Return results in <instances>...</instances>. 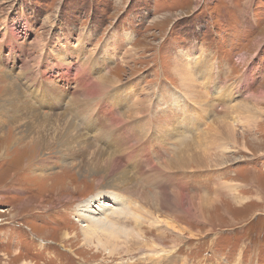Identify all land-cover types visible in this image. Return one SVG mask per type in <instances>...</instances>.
I'll return each instance as SVG.
<instances>
[{
	"label": "rangeland",
	"instance_id": "obj_1",
	"mask_svg": "<svg viewBox=\"0 0 264 264\" xmlns=\"http://www.w3.org/2000/svg\"><path fill=\"white\" fill-rule=\"evenodd\" d=\"M187 66L197 81L181 73ZM98 80L117 104L104 97L89 117L94 95L88 115L78 113L71 99ZM11 95L20 117L0 112V264H264V0H0V101ZM142 99L172 133L151 134L154 148L135 162L115 156L123 171L83 167L82 153L58 143L60 114L92 152L111 151V133L94 138L107 130L101 119ZM28 114L44 120L32 125ZM134 140L127 146L138 149ZM203 142L208 164L185 157ZM103 192L104 203L128 195L145 211L115 204L91 220L94 238L80 209L86 200L96 208ZM97 226L104 241L119 239L107 242L120 255L94 247Z\"/></svg>",
	"mask_w": 264,
	"mask_h": 264
},
{
	"label": "bare ground",
	"instance_id": "obj_2",
	"mask_svg": "<svg viewBox=\"0 0 264 264\" xmlns=\"http://www.w3.org/2000/svg\"><path fill=\"white\" fill-rule=\"evenodd\" d=\"M84 63L85 62H83L82 63V65L80 66L81 68H83L84 66ZM44 64V63H43ZM42 64V65H43ZM182 65V64H181ZM180 65V66H181ZM190 65V64H189ZM41 66V65H40ZM43 67V66H42ZM188 67V66H187ZM87 68V67H86ZM42 69H40V71H41ZM82 70V69H81ZM86 70V69H85ZM39 71V72H40ZM80 71V70H79ZM190 71H191V74H190ZM82 72V71H81ZM84 72V71H83ZM80 73V72H79ZM181 73L182 74H184L185 75V77H186V79H190V80H192V82H193V80H196L197 81V75H196V73H195V70H193L192 69V67H188L187 68V73L184 71V69H181ZM190 74V75H189ZM187 75H189V76H187ZM195 75H196V77H195ZM78 76H82V74L80 73ZM104 78V77H103ZM76 79V78H75ZM80 79V78H79ZM202 80V79H201ZM103 81V80H102ZM76 82H79V85H80V81H76ZM188 82V81H187ZM190 82V81H189ZM83 83V82H82ZM102 82L100 81V80H98L97 82H94V85H93V87H96V88H84V90L82 91V93L81 94H83V95H81L82 96V98H80V97H78V99H77V96H78V94H77V96H76V98L74 99V98H72L71 99V102H73L74 103V105L72 106V108H74V109H76V111H78V113H81V114H86V115H88V112H89V110H91V108H92V106H89V108L88 107H86L85 106V104L86 103H89L90 104V102H89V100L87 99V98H89V97H91V96H94V95H96L97 96V98H96V100H95V103H96V105L94 104V107L92 108L93 110H92V113H90L88 116L89 117H92V116H94V109L95 108H97V109H99V111H101L102 109H101V107H102V105H101V107H99L97 104L102 100L103 101V99L102 98H104V97H108L109 99H108V102H110V104H112V105H116L117 104V98H114V94H116V93H114L113 94V92H112V90H111V88H109L111 85L109 84V85H105V84H101ZM184 83V82H183ZM205 83V82H204ZM192 85H193V87L195 88V95H191V96H193V97H197V99L199 100L200 98H202L203 96H202V94L200 93V91H201V87L200 86H198L197 84H194V83H191ZM207 84V83H206ZM82 86H84V85H82ZM206 86V85H205ZM92 87V86H91ZM14 88L15 87H13V86H11V85H9V86H7V89L9 90V91H12V90H14ZM17 91H18V93L20 94V96H22L23 97V95H22V91H21V93H20V91L18 90V88H17ZM79 91V90H78ZM204 92V91H203ZM75 93V92H74ZM187 93V92H186ZM51 95H52V93H51ZM110 95V96H109ZM117 95V94H116ZM80 96V95H79ZM207 98V97H206ZM205 98V99H206ZM12 99H15V97L14 96H12L11 95V97H8V98H6V99H2V102L0 101V112H4V111H7L8 110V105H7V102L9 101V100H12ZM27 99V98H26ZM204 99V100H205ZM57 100H59V99H56V101ZM135 101V100H134ZM207 101V100H206ZM70 102V101H69ZM198 102V101H197ZM201 102H203V101H201ZM204 103V102H203ZM202 103V104H203ZM58 104H59V102H58ZM100 105V104H99ZM96 106H98V107H96ZM213 105H209L208 106V109H207V111L209 110V109H211L210 107H212ZM113 107V106H112ZM116 108V107H115ZM146 108H148V109H146ZM104 109V108H103ZM150 109V107H147L146 106V104H144V101H143V99L142 100H138V102L136 101V102H134L133 103V106L131 107H128V108H126L125 110H124V115L121 117H118L117 118V120H115V118H113L112 117V119L109 121V122H107L108 120H106L105 118L104 119H101V117H103V116H101L100 117V119H101V122H102V124L103 125H105V127H107V130H104V129H100V133L97 135V136H95L94 138H97V139H100V138H98V137H103V134L105 133V134H107V132L110 134L111 133V135H113L114 136V138H115V141H116V145L113 147L112 146V144H110L109 142H106V144L108 145V147L109 148H112V150L111 151H106V150H104V149H97V150H93L94 152H92V149H93V145L90 143V141H87V140H85V138H83L82 136H83V132H82V130L81 129H79L78 128V126H76L75 124H73V121H70L69 119H67L66 117H63V116H61L60 114H58L57 116H54L55 117V123L56 124H58L61 128H62V133H59V135H60V137L58 138V139H60V141H58V143L60 144V145H62V146H65V148L67 149V150H69L71 153L73 152V154L74 153H82V158H83V162H82V166L84 167V165L85 166H87V167H90L91 169H99L102 173L104 172V173H108V171H112V172H115V171H123V169L124 168H122L123 167V165L118 161V160H116L115 159V156L117 157V155L119 154V153H122V152H125V156H124V158L126 159V158H128V160H130V161H126V162H133L134 161V156L136 157L137 156V154H138V152L142 149V148H145V147H147L148 145L149 146H151V147H153L154 148V145L152 144V142H151V134L153 135V137L155 136L154 135V132H157L158 134L157 135H161L162 136V133H163V129L164 128H168L167 130H168V132H169V134H171L172 132V129L170 128V125H171V122H170V124H168V125H160V127H159V125H157L155 122H154V119H153V117H148L149 116V114H146L147 113V110H149ZM114 110V109H113ZM123 110V109H122ZM146 110V111H145ZM262 110V109H261ZM9 112H10V117H12V118H16V117H20L19 116V113H17V112H19L17 109H15V110H12V111H10V110H8ZM211 111V110H210ZM21 112V111H20ZM97 112H98V110H96L95 111V113H96V115H95V118H96V120L98 121V118H99V116L100 115H102V114H97ZM59 113V112H58ZM77 113V114H78ZM107 114H109V113H107ZM112 114V113H111ZM142 114H144V115H142ZM146 114V115H145ZM24 115V114H23ZM22 115V116H23ZM115 115V113L112 115V116H114ZM28 116H29V118H33L32 120L34 121V123L32 124V125H34V124H36V123H38V122H40L41 120H44L41 116H39V115H32V114H28ZM108 117V116H107ZM140 117H142V118H140ZM9 118V117H8ZM108 118H110V117H108ZM146 118H150V124H148L145 120H146ZM23 120V119H22ZM26 120V119H25ZM89 121V120H88ZM91 122V120L88 122V123H85V125H86V129L87 130H90V129H94V125H89V123ZM136 122H138V125H137V123ZM143 122H144V124H143ZM216 123H218V124H222L221 122H220V120L218 119L217 121H216ZM26 124V123H25ZM179 124H181V122L179 123ZM187 126V125H186ZM71 127V128H70ZM121 127V129L122 130H124V129H128V131L124 134V137L120 134V133H123V132H119V134L118 135H116V131L119 129ZM159 127V128H158ZM70 128V129H69ZM73 128V129H72ZM157 129V131L155 130H153V129ZM187 129H188V127H186ZM189 128H191V127H189ZM69 129V130H68ZM74 131V133L75 134H73V131ZM78 129V130H77ZM99 129V128H98ZM175 130V129H174ZM228 130V129H227ZM99 131V130H98ZM85 134H86V132H85ZM109 134H107V135H109ZM142 134H143V136H142ZM184 133H182V135H183ZM192 134V133H191ZM208 133H206V135H207ZM89 135V134H88ZM204 135V134H203ZM90 136V135H89ZM142 136V137H141ZM167 136L168 135H163V140L164 139H168L167 138ZM205 136V135H204ZM2 137H4V136H2ZM109 138L111 137V136H108ZM143 137H145L144 139H143ZM137 138V139H136ZM161 138V137H160ZM34 139V138H33ZM35 139H37L38 140V138L37 137H35ZM34 139V140H35ZM134 139H136V140H134ZM33 140V141H34ZM37 140H35L36 142H38ZM57 139H54V141H56ZM110 140H111V138H110ZM132 140H134V141H136V144H138L139 142V147H138V149H134L133 147L132 148H130L131 146H127V145H129L130 144V142H132ZM163 140L161 139V141H159V144L160 145H162L164 142H163ZM206 140H209V138H207V137H205V141ZM3 141H6V140H4L3 139ZM21 141V140H20ZM17 142H18V140H17ZM95 142V141H94ZM209 142V141H208ZM208 142L207 143H199V145H197L198 147H195V148H193V149H191L189 152H190V155H189V153L185 156V157H188V158H192L191 159V162L193 161V162H195L196 164L197 163H201L202 165L203 164H208V162H209V156L211 155L210 153H208L207 152V150L209 149L208 148V146H210L209 144H208ZM183 143H186V142H183ZM5 144H6V142H5ZM206 144L208 145V146H206ZM215 144V143H214ZM1 145H4L3 143L1 144ZM0 145V146H1ZM134 147H136V146H134ZM211 147V146H210ZM215 147V146H214ZM92 148V149H91ZM179 148V147H178ZM3 148H0V155H2L3 153H2V150ZM178 150V149H177ZM109 153H111V154H109ZM177 156V155H176ZM185 157H183V158H178L177 160L175 159H172V160H170V161H168V162H165L164 164L166 165V168H171V170H172V168L173 167H176L177 169L179 168L178 166L181 164V163H184V159H185ZM135 161H137V160H135ZM134 161V162H135ZM208 161V162H207ZM149 163V162H148ZM140 164V163H139ZM138 164V165H139ZM150 164V163H149ZM174 165V166H173ZM141 166H143L142 164H141ZM172 166V167H171ZM146 167V166H145ZM165 168V169H166ZM181 169H182V167H181ZM175 170V169H174ZM170 171V170H169ZM176 171V170H175ZM160 173V172H159ZM159 173H157V175L159 174ZM115 174V173H114ZM105 175V174H104ZM160 176V175H159ZM104 177V176H103ZM127 179V178H126ZM158 180V179H157ZM132 188V187H131ZM125 189V188H124ZM118 191V190H117ZM127 191V190H126ZM114 193V192H113ZM112 195V194H111ZM131 195V194H130ZM117 196H119V200L117 199H114V197H117ZM117 196H115L114 194H113V196H112V202L113 203H110V202H106V203H104L105 201H103V199H105L106 197H105V192H103V193H99L98 195H97V199L95 200V202H97V204H96V208H94V207H91L90 208V205H92V202L91 201H84V203L82 204V206H81V218L82 219H88V221L90 222L88 225L86 224V226L85 227H83L82 229H83V232L84 233H89V235H90V237H92L93 235H92V224H91V220L93 219V218H97V219H95V221H97L98 220V217H97V215H99V214H102V213H108L109 211H112V208L114 207V205L115 204H120V203H124V204H126L127 205V207H129V206H131V205H133L134 207H133V209L134 208H136V209H138V210H142V209H144V211H145V208H144V206L143 207H141V205H138L135 201H132L133 199H131V197L130 196H125V195H117ZM148 196V195H147ZM109 197V196H108ZM174 198V197H173ZM172 198V199H173ZM157 199V198H156ZM145 200V199H144ZM149 200H150V197H147L146 198V201L149 203ZM155 200V199H154ZM208 201V202H210V200H208V199H204V201ZM155 201H157V200H155ZM215 201V200H214ZM150 202H153V199H151V201ZM170 202V201H169ZM172 202V201H171ZM176 202V201H175ZM216 202H218V201H216ZM24 204V203H23ZM206 204V203H205ZM144 205H145V203H144ZM175 205V204H174ZM153 207L154 208H156L157 207V205H156V203H154L153 204ZM118 208V207H117ZM131 209H132V206H131ZM132 209V210H133ZM122 210V209H121ZM130 210V209H129ZM114 211V210H113ZM134 211V210H133ZM90 212V213H89ZM124 212V211H123ZM135 212V211H134ZM114 213V212H113ZM133 213V212H132ZM91 214V215H90ZM126 214V213H125ZM117 216H119V215H117ZM130 217V216H129ZM159 219H161V218H159ZM102 222H104V223H106L105 221H102ZM104 223H101L100 225H102V224H104ZM99 229H101V232H100V234H97V236H96V238H97V240H98V243H97V245H95L94 247H96L97 249H101V250H109V248L108 247H110L109 245V242H107L109 239H111V238H113V240L114 241H116L118 238L117 237H115L114 235H112V234H110L109 235V239L106 241H104L103 239H102V236H101V234H102V232H103V230H105V229H102L101 227H99V226H97ZM172 227V226H171ZM177 227V226H176ZM106 229H107V227H105ZM175 228V227H174ZM173 229V228H172ZM174 230V229H173ZM105 232V234H107L106 233V231H104ZM103 232V233H104ZM111 232H112V230H111ZM109 233V232H108ZM84 235V234H83ZM117 235V234H116ZM86 236H88V235H86ZM104 236V235H103ZM85 237V236H84ZM89 237V236H88ZM94 238H95V236H93ZM86 238V237H85ZM119 240V239H118ZM87 241H89V240H87ZM110 241V240H109ZM113 242V241H112ZM119 242V241H118ZM120 246H121V244H120ZM121 247H119L117 244H114V246H113V248H111L110 250H109V253L110 254H113V253H117L118 255H120L119 254V252H118V250L120 249ZM123 248V247H122ZM129 252L131 253L132 251L131 250H129ZM19 256H20V253H19ZM18 256V257H19ZM15 257H17V256H15ZM20 257H22V256H20ZM13 262H14V260H13ZM16 262V261H15ZM182 263V262H181ZM11 264V263H10ZM17 264H18V262H17ZM22 264H35L34 262H32V261H25V262H23Z\"/></svg>",
	"mask_w": 264,
	"mask_h": 264
}]
</instances>
